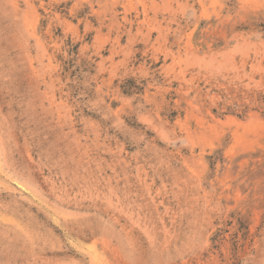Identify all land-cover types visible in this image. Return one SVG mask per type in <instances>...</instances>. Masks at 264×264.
<instances>
[{
  "label": "rangeland",
  "instance_id": "rangeland-1",
  "mask_svg": "<svg viewBox=\"0 0 264 264\" xmlns=\"http://www.w3.org/2000/svg\"><path fill=\"white\" fill-rule=\"evenodd\" d=\"M0 264H264V0H0Z\"/></svg>",
  "mask_w": 264,
  "mask_h": 264
}]
</instances>
